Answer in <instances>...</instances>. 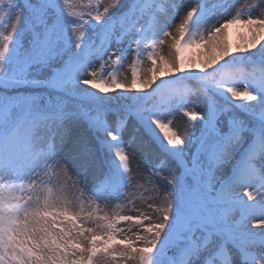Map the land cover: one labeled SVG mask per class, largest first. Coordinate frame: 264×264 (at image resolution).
<instances>
[{"label":"snow or ice","instance_id":"1","mask_svg":"<svg viewBox=\"0 0 264 264\" xmlns=\"http://www.w3.org/2000/svg\"><path fill=\"white\" fill-rule=\"evenodd\" d=\"M238 3L0 0V264H264V0Z\"/></svg>","mask_w":264,"mask_h":264},{"label":"rangeland","instance_id":"2","mask_svg":"<svg viewBox=\"0 0 264 264\" xmlns=\"http://www.w3.org/2000/svg\"><path fill=\"white\" fill-rule=\"evenodd\" d=\"M83 2L86 4L87 0H83ZM257 3L258 0H240V3L236 5V8L239 9L243 3ZM84 10V9H82ZM102 10V9H101ZM183 11H181L180 16L176 19L180 22V18L183 16ZM15 23V21H13ZM176 22L173 25V30L175 29ZM240 28L233 26L229 30V40L235 46L236 44H239L242 42V36L240 33ZM11 29H9L10 31ZM264 43V41H262ZM259 47V45L257 46ZM252 51H256V49H253ZM163 54H167V45L163 46ZM132 64V59H128L124 62V67L120 69L121 75L120 78L123 80L125 76H127L128 80H131V69L130 65ZM98 67V65H96ZM151 66L150 61L145 59L142 64V72H141V78H143L144 75H147V68ZM159 83V81H157ZM155 87V85H153ZM148 91H151L150 89ZM200 101L198 99H193L192 103L188 105L189 110H195L197 112L200 111ZM110 119H114V117H110ZM169 119L173 121L171 127L173 129L178 130L187 140L188 135L193 133L194 131L198 130L200 125L198 121H190L187 117L183 115L182 112H176L172 116H167L165 117V122H167ZM125 140L127 141V136L125 137ZM126 148L128 150L129 155L132 157L131 160V168H132V173L134 176V179L132 180V187H129L127 189L128 192L134 193L136 196V201H135V208L142 209L144 212H146L149 215H155L151 209L147 207L149 203H158V199L153 200L149 199L150 197H153L155 194L152 191H145V189L150 188L151 186L148 185L146 177L149 171H151V164L155 162L156 156L149 153L147 150H141L138 145H129L126 143ZM69 175L71 176L72 180L77 179V174L75 173L74 170L69 168ZM164 175H168V173H164ZM80 179H83V177H80ZM71 183V181H70ZM144 185V188H137V185ZM157 184L163 188L164 187V182L163 181H157ZM171 190V189H167ZM101 206L104 207L106 204L107 210L111 211L113 206L117 203V201L112 200V201H101ZM122 203L127 204V200L123 201ZM133 209V205L128 204L125 210L123 211L122 214L124 215H138L135 210ZM118 227H121L125 229L127 232V235L132 236L133 233L138 231L139 229L136 226L131 225L130 223H121L118 225ZM129 228H131V231H127ZM122 238V237H121Z\"/></svg>","mask_w":264,"mask_h":264},{"label":"bare ground","instance_id":"3","mask_svg":"<svg viewBox=\"0 0 264 264\" xmlns=\"http://www.w3.org/2000/svg\"><path fill=\"white\" fill-rule=\"evenodd\" d=\"M176 22V24H178L179 23V21L177 20V21H175ZM238 30H240V33L242 34V32L244 31L242 28H240V29H238ZM242 36V35H241Z\"/></svg>","mask_w":264,"mask_h":264}]
</instances>
